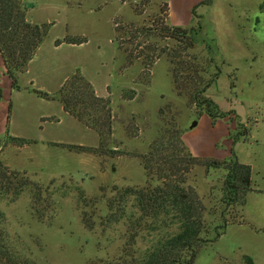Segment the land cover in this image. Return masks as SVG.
<instances>
[{"label": "rangeland", "instance_id": "374dc122", "mask_svg": "<svg viewBox=\"0 0 264 264\" xmlns=\"http://www.w3.org/2000/svg\"><path fill=\"white\" fill-rule=\"evenodd\" d=\"M23 1L30 23L52 25L31 72L18 74L21 91L13 90L0 56V164L40 186L43 199L34 202L39 189L33 185L16 201L12 196L0 198L6 215L3 229L11 245L37 264H124L132 257L142 259L160 237L177 227L152 230L149 220L131 247L132 224L140 214L133 197L126 198L123 216L116 200L126 188L146 187L140 156L170 126L183 131L193 155L236 158L252 168L254 191L246 205L236 209L222 203L225 171L207 174L197 166L190 174L188 185L196 188L206 206L209 227L204 236L209 242L196 264H247L246 256L264 264V0H213L210 6L202 5L204 0ZM163 20L170 27L195 30L190 57L181 44L162 36ZM66 38L87 42L57 47V41ZM131 50L133 61L128 57ZM153 56L156 61L148 66ZM194 57L207 71V81L217 68L222 72L207 96L220 112L233 114L215 126L208 117L199 122L187 91L179 93L173 80L172 61L193 64ZM77 72L98 96L111 102L113 134L103 147L97 133L68 116L59 102L43 101L24 90L33 79L36 89L56 95ZM47 114H54L55 120L42 122ZM245 130L248 138L236 142L238 132ZM23 132L36 143L17 146L8 139ZM111 201L113 209L108 208ZM223 211L229 225L214 241Z\"/></svg>", "mask_w": 264, "mask_h": 264}, {"label": "trees", "instance_id": "16d2710c", "mask_svg": "<svg viewBox=\"0 0 264 264\" xmlns=\"http://www.w3.org/2000/svg\"><path fill=\"white\" fill-rule=\"evenodd\" d=\"M201 4L210 6L213 4V0H204ZM27 12L28 9L23 0H0V54L5 76L11 81L14 90H20L18 74L27 70L29 63L48 36L52 25L30 23ZM161 26L162 36L178 42L179 46H183L185 56L190 57L189 52L196 46L195 30L170 27L164 23V20ZM121 30L117 29L118 32ZM145 30L148 33L147 36L150 37L151 34L148 31L151 28ZM85 42H87L86 38H66L64 41H57L56 45L57 47L63 44L82 45ZM122 46L120 47L122 48ZM139 46L141 47V45ZM128 57L130 61L136 59L134 51L131 50ZM194 58L193 64H190L191 61L183 60L178 63L172 61L175 64L173 80L176 89L179 93L187 91L189 101L194 107L198 119L207 115L215 123L220 119L232 116V112L225 114L220 112L217 103L207 96L208 89L219 80L222 74L221 69L217 68L215 77L207 81L204 75L207 71L203 67H199V64L195 63L196 57ZM155 61L154 56L148 59V66L153 65ZM183 85L188 88H183ZM28 91L47 101H59L68 115L99 135L102 147L112 136L113 115L110 100L98 96L93 85L80 73L77 72L70 76L56 95L35 88H29ZM2 98L3 93L0 89V101ZM11 109V105H9L10 113ZM47 120L48 118H44L42 122ZM168 128L159 134L150 145L149 151L140 156L148 179L146 187L141 189L126 188L120 192L116 201L119 202L117 212L120 211V215L123 216L126 198L133 197L140 214L132 224L131 247L135 245L140 228L149 220L151 222L149 227L152 230L171 225H176L177 230L172 234L160 237L142 259L132 257L130 261H124V264H196L201 249L209 242L204 237L208 234L209 227L205 222L206 206L196 188L188 185L189 176L195 167H203L207 174H210L212 170L226 172L223 185L220 188L222 203L225 207L243 208L246 205L247 196L254 191L251 166L240 163L236 158L221 161L194 156L184 143L183 131L177 127L169 126ZM236 130H238V126ZM248 135V130L239 131L236 142L241 138L247 139ZM8 139L16 143L17 146L28 142L36 143L10 135ZM69 148L82 149L84 147L69 145ZM151 181L157 182L158 185L154 187ZM32 185L35 189H39L38 193L33 194L34 202L38 203L43 200L40 193L42 188L33 184L24 174L9 172V169L0 164V198L12 196L16 201ZM47 205L53 206L51 202ZM108 208H114L113 201L110 202ZM221 216L224 219L223 224L217 228L219 232L214 241L224 234L229 225L225 211ZM121 218L120 216L119 219ZM5 220L6 215L0 209V264H37L11 245L10 239L3 229ZM83 220L89 230L94 229V225L88 223L87 219ZM245 261L247 264H255L249 256L245 257Z\"/></svg>", "mask_w": 264, "mask_h": 264}, {"label": "crops", "instance_id": "0c3cea01", "mask_svg": "<svg viewBox=\"0 0 264 264\" xmlns=\"http://www.w3.org/2000/svg\"><path fill=\"white\" fill-rule=\"evenodd\" d=\"M60 47V46H59ZM40 50H41V47L38 49V51H37V53H36V55H35V57L33 58V60L29 63V65H28V68H27V70L24 72V73H22V74H20V75H23V74H29L30 72H31V66H32V64L35 62V60H36V58H37V56H38V54H39V52H40ZM0 56H1V54H0ZM1 58H2V56H1ZM2 63H3V60H2ZM3 69H4V65H3V67H2ZM4 75H5V70H4ZM9 80V79H8ZM67 80V79H66ZM65 80V81H66ZM10 81V80H9ZM64 81V82H65ZM11 82V81H10ZM64 82H63V84H64ZM63 84L61 85V87L63 86ZM28 86H26V87H24V90H27V89H29V88H35V85H36V82L33 80V79H29V81H28V84H27ZM61 87H60V89H61ZM36 89V88H35ZM41 89H43V88H41ZM14 90V89H13ZM22 90V87H20V90L19 91H21ZM37 90H40V89H38L37 88ZM14 91H16V90H14ZM18 91V90H17ZM28 91V90H27ZM40 99H42V98H40ZM43 101H46V100H44V99H42ZM47 102H59V101H47ZM60 103V102H59ZM61 104V103H60ZM61 106H62V104H61ZM62 109H63V111H64V108H63V106H62ZM12 112H13V110H12ZM11 112V113H12ZM65 112V111H64ZM66 113V112H65ZM67 114V113H66ZM48 116H41V119H44V118H52V117H55V116H53L54 114H47ZM68 115V114H67ZM68 116H70V115H68ZM71 117V116H70ZM205 117H208L209 118V120L211 121V123H212V125H217L216 123L218 122H213L212 121V119L209 117V116H207V115H203L201 118H199V122L201 121V119H204ZM71 118H73V117H71ZM74 119V118H73ZM9 121H10V124L12 123V120H10V117H9ZM80 123V122H79ZM49 125L50 124H52V123H48ZM23 127H26V124H24L23 123ZM197 125H198V123H197ZM86 128V127H85ZM27 132H23V133H20V134H15V133H13V135L15 136V137H19V138H24V139H26V138H29V136L26 134ZM98 135V134H97ZM98 138H99V135H98ZM99 141H100V138H99ZM54 144H63V143H55V142H53ZM50 144H52V143H50ZM98 144H99V142H98ZM98 144H96L95 146H97ZM49 145V144H48ZM80 145H86V144H80ZM90 146V145H89ZM94 146V147H95ZM191 152V151H190ZM192 153V152H191ZM193 154V153H192ZM195 156V155H194ZM200 156H202V157H204V155L203 154H200Z\"/></svg>", "mask_w": 264, "mask_h": 264}, {"label": "water", "instance_id": "95a60500", "mask_svg": "<svg viewBox=\"0 0 264 264\" xmlns=\"http://www.w3.org/2000/svg\"><path fill=\"white\" fill-rule=\"evenodd\" d=\"M197 125V123H195V126ZM194 127V126H193Z\"/></svg>", "mask_w": 264, "mask_h": 264}]
</instances>
